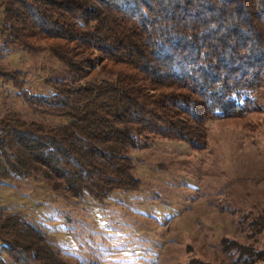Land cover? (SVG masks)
Listing matches in <instances>:
<instances>
[{
	"label": "trees",
	"instance_id": "obj_1",
	"mask_svg": "<svg viewBox=\"0 0 264 264\" xmlns=\"http://www.w3.org/2000/svg\"><path fill=\"white\" fill-rule=\"evenodd\" d=\"M0 41L22 51L44 42L67 71L38 95L23 71L0 66L33 114L64 120L1 117L0 183L41 174L102 203L139 188L126 151L141 138L204 150L209 121L264 112L242 98L264 85V0H0ZM96 71L106 79L86 82ZM230 249L240 264L264 259L263 250ZM0 250L11 264H65L18 214L0 215Z\"/></svg>",
	"mask_w": 264,
	"mask_h": 264
},
{
	"label": "rangeland",
	"instance_id": "obj_2",
	"mask_svg": "<svg viewBox=\"0 0 264 264\" xmlns=\"http://www.w3.org/2000/svg\"><path fill=\"white\" fill-rule=\"evenodd\" d=\"M0 66L23 71L30 94L48 95L51 82L67 78L44 42L22 51L4 50L0 41ZM103 79L96 71L85 81ZM16 93L0 80V118L64 122L33 114ZM245 97L264 109V85ZM206 128L207 146L199 151L141 138L126 151L139 188L116 190L102 203L52 187L41 174L9 178L0 183V215L36 225L65 264H240L230 249L235 243L264 251V112L215 118ZM0 257L11 264L1 250Z\"/></svg>",
	"mask_w": 264,
	"mask_h": 264
}]
</instances>
